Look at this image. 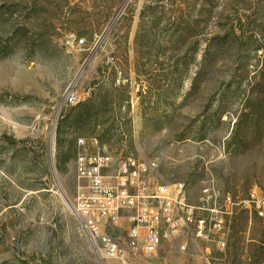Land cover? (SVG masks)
<instances>
[{"label":"rangeland","instance_id":"rangeland-1","mask_svg":"<svg viewBox=\"0 0 264 264\" xmlns=\"http://www.w3.org/2000/svg\"><path fill=\"white\" fill-rule=\"evenodd\" d=\"M262 106L264 0H0V264H119L74 209L79 138L156 161L195 206L264 195ZM228 231L132 264H257L264 218Z\"/></svg>","mask_w":264,"mask_h":264},{"label":"built area","instance_id":"built-area-1","mask_svg":"<svg viewBox=\"0 0 264 264\" xmlns=\"http://www.w3.org/2000/svg\"><path fill=\"white\" fill-rule=\"evenodd\" d=\"M83 100L74 91L66 97L69 106ZM76 168L81 185L74 197L75 212L96 249L119 264H132L168 247L187 252L191 238L213 241L218 235L217 245L225 250L232 216L246 211L264 218V195L257 188L247 199L227 194L221 206L210 195L202 206H195L184 184L154 182L156 161L119 160L96 137L77 139Z\"/></svg>","mask_w":264,"mask_h":264},{"label":"trees","instance_id":"trees-1","mask_svg":"<svg viewBox=\"0 0 264 264\" xmlns=\"http://www.w3.org/2000/svg\"><path fill=\"white\" fill-rule=\"evenodd\" d=\"M199 75H197V78H198ZM85 105L84 104H81V108L84 107ZM264 108L263 106L262 107H255L253 110V114H259L261 112V110ZM247 106H243V109H242V113H241V116L239 118H242L244 116H246L248 113H247ZM264 110V109H263ZM222 114V113H221ZM89 117L92 119V122H93V125L94 127H98L99 126V119H98V116L97 115H89ZM100 140V139H99ZM101 141V140H100ZM102 142V141H101ZM104 143V142H102ZM106 144V143H104ZM257 243V244H256ZM255 243V247L257 249H259V257L256 258L257 259V264H264V244L262 243V245H259L261 243L259 242H256Z\"/></svg>","mask_w":264,"mask_h":264}]
</instances>
